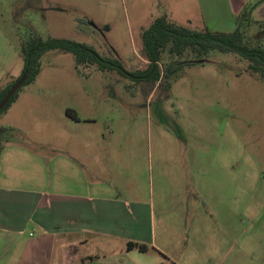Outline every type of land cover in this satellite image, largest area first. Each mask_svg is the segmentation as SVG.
I'll return each instance as SVG.
<instances>
[{"label": "rangeland", "instance_id": "rangeland-1", "mask_svg": "<svg viewBox=\"0 0 264 264\" xmlns=\"http://www.w3.org/2000/svg\"><path fill=\"white\" fill-rule=\"evenodd\" d=\"M245 1L254 5L252 19L264 22V0ZM229 3L0 0V85L21 74L22 43L33 34L85 44L126 70L77 65L71 53L45 54L37 80L0 115V127L13 129L0 156L2 187L31 188L29 177L46 168L43 157L64 153L78 161L84 180L107 184L124 201L136 195L151 211L162 249L170 240L206 237L214 242L198 248L218 257L225 250L233 259L241 255L242 264H257L264 225V80L248 71L246 60L219 51L182 67L170 89L134 74L148 65L141 34L156 18L167 15L182 26L231 33L238 14L232 21ZM253 34L264 43V30ZM173 61L178 60L164 56L163 72ZM101 193L96 190V196ZM219 207L232 209L235 217L223 223ZM223 224L231 240L222 249L217 239Z\"/></svg>", "mask_w": 264, "mask_h": 264}, {"label": "crops", "instance_id": "crops-1", "mask_svg": "<svg viewBox=\"0 0 264 264\" xmlns=\"http://www.w3.org/2000/svg\"><path fill=\"white\" fill-rule=\"evenodd\" d=\"M229 1L230 18L247 4L245 0ZM260 6V17L264 18V2ZM171 151H175L174 144ZM5 154L6 147L1 157ZM58 156L43 157L46 168L40 167L37 176L29 177L33 182L27 190L2 187L0 178V264H242L241 255L233 259L219 249L218 257L208 248H198L214 242L206 237L163 242L165 252L156 243L149 220L151 211L136 195L130 194L124 201L121 194L108 191L107 184L84 180L85 173L77 160L72 161L64 153ZM96 190H104V196H96ZM217 210L225 214L223 223L236 215L225 207ZM259 228L262 238L255 258L257 264H264V225ZM221 229L217 241L223 249L226 239H231L226 235L227 225ZM234 236V242L240 243L241 237ZM130 243L147 245L150 251L129 250Z\"/></svg>", "mask_w": 264, "mask_h": 264}, {"label": "trees", "instance_id": "trees-1", "mask_svg": "<svg viewBox=\"0 0 264 264\" xmlns=\"http://www.w3.org/2000/svg\"><path fill=\"white\" fill-rule=\"evenodd\" d=\"M254 5H245L238 14L237 28L231 33L215 32L208 27L194 29L182 26L171 21L167 15L156 18L153 23L141 34L143 55L148 62L146 69L134 74L138 79L151 85L160 86L166 84L167 89L171 87V80L184 66L194 64L195 60H206L212 51L231 53L248 62V71L264 80V43L258 34L253 31L264 30L263 21H254L252 12ZM51 51L71 53L75 57L77 65L89 64L96 66L102 71H114L118 68V61L111 62L99 55L89 46L67 39L48 38L43 39L38 35H30L25 39L21 47V56L24 64L18 77L10 76L7 83L0 85V102L22 77L24 83L18 92L12 97L3 111V114L17 100L19 91L27 85L34 83L40 72V61L42 57ZM171 60L163 72L161 63L165 55ZM185 59V60H182ZM121 67V66H120ZM121 69L125 71V69ZM130 74V73H128ZM79 120L77 116L72 117ZM13 132L12 128L0 127V156L5 149L6 138ZM137 248L142 253H148L150 247L144 244L128 245V249Z\"/></svg>", "mask_w": 264, "mask_h": 264}, {"label": "water", "instance_id": "water-1", "mask_svg": "<svg viewBox=\"0 0 264 264\" xmlns=\"http://www.w3.org/2000/svg\"><path fill=\"white\" fill-rule=\"evenodd\" d=\"M203 62H205V60H195V61H192V63H203ZM23 83H24V78L22 77L16 84H14L12 86V88L10 89V91L6 94V96L0 102V113L3 111V109L9 103V101L12 99V97L22 87Z\"/></svg>", "mask_w": 264, "mask_h": 264}]
</instances>
